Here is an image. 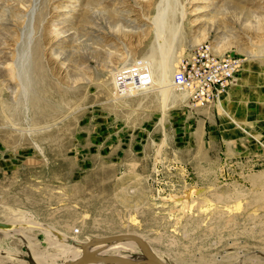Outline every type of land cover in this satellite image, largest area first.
I'll return each instance as SVG.
<instances>
[{
  "label": "rangeland",
  "instance_id": "rangeland-1",
  "mask_svg": "<svg viewBox=\"0 0 264 264\" xmlns=\"http://www.w3.org/2000/svg\"><path fill=\"white\" fill-rule=\"evenodd\" d=\"M205 49L238 62L206 105L172 85ZM133 68L150 88L122 94ZM261 197L264 0H0V264L117 234L168 264H264Z\"/></svg>",
  "mask_w": 264,
  "mask_h": 264
},
{
  "label": "built area",
  "instance_id": "built-area-1",
  "mask_svg": "<svg viewBox=\"0 0 264 264\" xmlns=\"http://www.w3.org/2000/svg\"><path fill=\"white\" fill-rule=\"evenodd\" d=\"M237 67L236 60L216 57L207 49L201 50L177 66L172 75V85L175 89L187 93L188 101L212 104L218 101L228 88ZM136 70L133 68L122 72L115 79V86L122 94L130 89L150 88V73L144 68L138 72ZM74 233H77V230Z\"/></svg>",
  "mask_w": 264,
  "mask_h": 264
},
{
  "label": "water",
  "instance_id": "water-1",
  "mask_svg": "<svg viewBox=\"0 0 264 264\" xmlns=\"http://www.w3.org/2000/svg\"><path fill=\"white\" fill-rule=\"evenodd\" d=\"M117 241H131L133 242L141 251L142 258L137 260H128L111 256H97L88 251L89 248L95 247L101 244H108ZM62 264H168L156 255L152 253L148 244L135 234H117L112 236L100 237L91 240L81 247L80 256L64 262Z\"/></svg>",
  "mask_w": 264,
  "mask_h": 264
},
{
  "label": "bare ground",
  "instance_id": "bare-ground-1",
  "mask_svg": "<svg viewBox=\"0 0 264 264\" xmlns=\"http://www.w3.org/2000/svg\"><path fill=\"white\" fill-rule=\"evenodd\" d=\"M173 88V87H172ZM184 97V95L182 96ZM188 98V97H187ZM220 103V102H219ZM264 197H261L260 199L262 200ZM94 240V239H93ZM64 241V239H63ZM66 241V240H65ZM68 244L66 245H62L63 246V250H62V253L63 251H67L70 255V260H73L75 258H77L78 256H80V252H81V247L83 244L85 243H81V242H77V243H74L73 240H69V241H66ZM76 242V241H75ZM131 241H117V242H111V243H108V244H101V245H98V246H95V247H91L88 249V251L92 254H95L97 256H110L111 253H116L118 255H120L121 253L124 254L125 257L127 258H122V259H128V260H137V259H141L142 258V253L140 251V255H138V257H133V255L135 253H137L135 251V245L133 242ZM87 243V242H86ZM113 244H121L119 248H114L115 246H113ZM71 245V246H70ZM139 249V248H138ZM140 250V249H139ZM153 253V252H152ZM66 254V253H65ZM115 254V255H116ZM113 255V254H112ZM114 255V256H115ZM136 255V254H135ZM36 256V255H35ZM37 258H39V256H36ZM112 257V256H111ZM157 257L159 259H161L163 261V258L162 256L160 255H157ZM117 258H121V257H117ZM66 260V259H65ZM67 261V262H68ZM165 262V261H164ZM40 263V261H39Z\"/></svg>",
  "mask_w": 264,
  "mask_h": 264
},
{
  "label": "crops",
  "instance_id": "crops-1",
  "mask_svg": "<svg viewBox=\"0 0 264 264\" xmlns=\"http://www.w3.org/2000/svg\"><path fill=\"white\" fill-rule=\"evenodd\" d=\"M135 235H138V234H135ZM140 236V235H139ZM145 242L148 244V246H149V248H150V250H152V252H153V254L154 255H160V253H158V252H156L155 250H153L151 247H150V245H151V243L147 240H145ZM160 256H162V254L160 255ZM162 258H163V256H162ZM163 261H165L166 262V260L163 258ZM167 263V262H166Z\"/></svg>",
  "mask_w": 264,
  "mask_h": 264
}]
</instances>
